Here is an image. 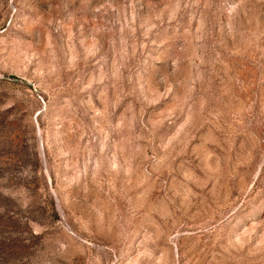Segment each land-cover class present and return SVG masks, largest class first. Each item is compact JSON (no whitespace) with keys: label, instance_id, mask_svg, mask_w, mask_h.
<instances>
[{"label":"rangeland","instance_id":"obj_1","mask_svg":"<svg viewBox=\"0 0 264 264\" xmlns=\"http://www.w3.org/2000/svg\"><path fill=\"white\" fill-rule=\"evenodd\" d=\"M0 264H264V0H0Z\"/></svg>","mask_w":264,"mask_h":264}]
</instances>
